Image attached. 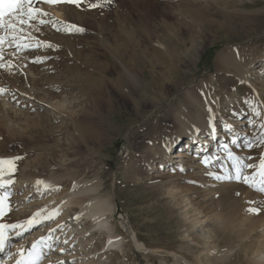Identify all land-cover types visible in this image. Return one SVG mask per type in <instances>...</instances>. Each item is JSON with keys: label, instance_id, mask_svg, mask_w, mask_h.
Masks as SVG:
<instances>
[{"label": "rangeland", "instance_id": "rangeland-1", "mask_svg": "<svg viewBox=\"0 0 264 264\" xmlns=\"http://www.w3.org/2000/svg\"><path fill=\"white\" fill-rule=\"evenodd\" d=\"M53 6L59 16H38L51 23L30 21L16 42L6 36L0 45V157L22 158L15 161L14 172L5 166L0 181L23 178L35 169L60 178L55 191L64 200L70 195L73 201L81 199L87 180L109 197L112 211L105 217L112 229L86 214L78 223L69 221L82 238L68 250L75 257L68 264H186L183 257L199 256L210 264L208 258L218 249L243 242L233 232L214 238L220 222L244 206L250 185L230 180L241 189L215 197L210 185L217 179L209 173L223 176L233 169L231 149L221 145L233 133L236 150L253 145L244 161L256 167L246 171H256L264 158V60L243 76L224 70L216 58L219 52L264 50V0H81L79 6L50 4V11ZM67 25L84 31L57 30ZM207 90L217 97L215 121L235 124L232 131L218 126L227 137L212 144L213 153L227 159L201 168L184 157L190 167H179L175 154L187 139L169 155L164 149L179 130L178 116L192 123L211 120L197 100ZM86 126L99 139L80 136L78 128ZM152 148L159 151L153 164ZM219 181L215 185L221 193ZM6 185L0 196L9 193L5 203L10 210L0 223L23 222L44 206L38 201L18 208L17 190ZM73 204L45 226L67 214L79 215L80 205ZM131 232L148 249H137ZM256 237L255 243L264 235ZM223 238L227 243L219 245Z\"/></svg>", "mask_w": 264, "mask_h": 264}, {"label": "bare ground", "instance_id": "bare-ground-1", "mask_svg": "<svg viewBox=\"0 0 264 264\" xmlns=\"http://www.w3.org/2000/svg\"><path fill=\"white\" fill-rule=\"evenodd\" d=\"M50 4L54 5L52 3L42 4L40 8L42 9L43 12L48 13L47 16L49 15L51 16V14L53 16L55 15L59 16L61 12L59 13L58 8H55L53 6L54 7V8L52 7L53 10L50 11L51 9ZM61 7L59 8L61 9ZM50 12L52 13L50 14ZM115 53L117 54L119 52H115ZM172 53L173 52H167V56L168 54H172ZM263 60H264V50L262 52H240L237 50H231L229 52H219L216 58V62L220 66H222L224 70L235 69L239 73H241V75L243 76H245L248 73L249 67ZM209 93L210 91L208 93H202V95H198L197 100L200 101L199 103L200 105L202 104L201 107L204 108L205 112L207 111L208 114H211V117H212L211 120L207 122L206 121L200 122V120H197L192 123L189 119H187L183 115L178 116V120L180 123L179 130L177 131L176 136L171 138L166 144L167 146L164 149V154L169 155L170 151L176 150L179 147V145L182 144L185 139H187L186 145H183V149H181L179 152L175 154V157L181 159V160L174 161V162H177V164H180L179 167L184 166V164H185L184 167L186 168L190 167V161L192 160L193 161L192 164H195V166L197 165L198 167H201V168L202 167L210 168V167L215 166L216 161H217L216 158L220 159L222 163L225 162L224 160L227 159L226 154L221 155V156H216V154L213 153L214 149H213L212 144L215 142L217 143V140L220 137H227V135L224 133L226 130H222L223 132L220 131L217 129L218 126H224L227 128V130L232 131L234 130L233 127L235 124L230 122V123H227V126L226 124L219 125L217 121H215L216 120L215 118L220 115V112L218 109V102L216 100L217 97ZM260 100H263V99H260ZM201 121H202V118H201ZM246 122L247 121H243V120L240 121V123H243V124ZM77 132L80 136L84 137L85 139L86 137L90 135H94L95 138L99 139V136L97 135L96 132H93L91 130V127H87V126L84 128L80 127L78 128ZM243 132L249 133L250 129H247V127H244ZM236 139H237V134L233 133L231 134V139L229 140L227 138L224 139L221 145H223L225 148L229 147V149H231L229 150V152L231 151L235 153L236 156L240 157L241 162L245 163L244 160L246 158V155L253 154L252 150L250 151L249 149L251 148L247 147V149L244 152L243 151L240 152L241 150L239 151V150H236V148H233V145H231L230 140L235 141ZM194 149H196L195 154H193L195 152L193 151ZM152 150H153L152 151L153 159L151 162L153 164L155 163L158 157L157 154L159 153V151L154 148H152ZM184 157L190 158V161L188 160L187 162H184L183 160ZM205 159L208 160V163L203 162ZM230 162L232 165L231 168L233 169L228 170L227 173L225 174L231 173L232 175H236L235 162L234 161H230ZM223 166L225 167V165ZM176 168L177 167L173 166L170 169H176ZM260 171H261L260 167L256 169V171L254 172H249V171H246L245 168H242V172H241L242 179L240 180L243 181L244 183L243 176H249L252 179V182L257 185V187L250 186L251 191H248V193H246V195L244 196V206H240L239 208H237V210L235 209L236 210L235 212L225 217V219H223L220 222V227L219 228L216 227V234L214 233L216 235V237L214 238V241L218 240L217 237L219 236H223L225 238V235H227V233L229 234L233 232L235 233V237L239 239H241L243 236V242H241L240 244L238 243L237 245H231V244L226 245L221 250L218 249V251L215 252L213 255H211V257L209 256L210 258L207 257L208 260L206 258L207 262L210 261V264H264V238L262 239L260 238L261 236L264 235V192H261L258 190V188L261 186V181L262 179H264V177H261L259 175ZM20 176L18 178H20ZM59 179H57V177L55 178L53 174H45L39 170L32 169L28 172L27 176L20 178V179H16L13 181L12 184L6 185V187L8 186L10 187L9 190H11V188L17 190L15 194V198L18 199V202H16L17 204L16 203L15 204L18 208L19 207L29 208V207L35 206L36 204H39L38 201L44 203V206L38 208V210L34 214H32L30 217L25 219L23 222L15 223V224L23 225L26 221L37 216V213H39V217L37 218H43L44 216H48V215H52L53 218L44 220L43 223L36 224L32 228L26 231H23L22 236L15 235V232L21 231V229L9 230V233L7 235L11 237V243L8 245L5 252H0V262H2V264H17V261L21 259V255H24V256L28 255V251L31 249V246L33 243H35L36 241L40 240L43 237H48L50 235L52 236V239L49 241V243L53 244V250L47 252L44 258L39 262V264H57V262H63V264H68V261L73 260V258H75L73 257L71 253H67L68 250H70L73 247V243H75L78 239L82 238L81 232L78 233L77 231H75V228L72 225H70L69 221L77 220L83 214H86L87 216H92L93 219L105 224L106 227H108L109 229H112L110 226L109 219L105 217L106 212L108 213L109 211L110 212L112 211V204L109 201V197L107 198V197H102V195H99V192H98L100 188L99 185L89 184V181L91 180L89 181L87 180L88 183L87 182L83 183L82 181L83 185L82 184L80 185H82L83 189L80 192L83 193V197H81V199H77L73 201L71 200V195H70L69 196L70 200H66V199L64 200L63 199L64 197L58 196L59 194L57 195L55 191L60 186V185L58 186ZM231 180H234L235 182L238 181L236 179H231ZM38 181H43V183L38 184L37 183ZM217 181L218 180H213L212 184L210 185V190L212 193H214L213 196L215 197L218 195L222 197H224V195L230 196L237 189H241L237 184H234L233 182L230 183V180H228L227 182L223 184H221L222 180H220L218 184L220 188H222L223 191H221V193H218L220 189L219 187H216ZM26 186H28V188L26 189V192L19 191V189L23 190V188ZM79 195L81 196V194ZM74 202L78 203L82 209L81 213L78 211L80 213L79 215L75 217L72 216L73 218H69L67 217L69 216V214H67L61 217L59 220H57L52 225L45 226V223L47 221L53 220L54 218H56L58 214L62 213L63 210H66L69 207V205L73 204ZM254 207L259 208L260 212L252 213L251 211H249V209L254 208ZM79 220L75 221L74 223H78ZM208 223L213 224L211 220L208 221ZM42 225H44L43 229H37V227L39 228V226H42ZM226 226L229 227L228 230H226ZM53 229H55L54 233L51 232V230ZM224 232H226L225 235H224ZM131 235H132V239H133V243L135 244V247H137V249L141 248L143 245L137 240L135 234L131 232ZM256 236L260 238L258 239L257 243L252 241V239L255 238ZM57 237L59 238L58 240L56 239ZM21 238H24L25 240L22 239V241H19ZM224 238L223 240L218 241L219 245L227 243L224 240ZM111 242L116 244L114 238L113 240H111ZM246 243H249V244L246 245ZM144 248H147V247H144ZM60 249H64L65 251L61 252ZM21 250H23V252ZM176 256H178V254H176ZM238 257L240 258L239 260L241 262H236ZM183 259L185 260L186 264H206L204 263L203 258L200 256L192 258L190 260L184 257ZM80 264H89V263L88 262L85 263L84 261H82Z\"/></svg>", "mask_w": 264, "mask_h": 264}, {"label": "snow or ice", "instance_id": "snow-or-ice-1", "mask_svg": "<svg viewBox=\"0 0 264 264\" xmlns=\"http://www.w3.org/2000/svg\"><path fill=\"white\" fill-rule=\"evenodd\" d=\"M67 3V4H76L79 6L81 0H0V45L3 44L6 36L12 37L9 40V43L16 42L18 37V33L23 32L24 25H29L30 21L36 20L40 14L45 16L48 13L43 12L41 8L34 7L36 4H57V3ZM91 7H96L95 4L90 5ZM40 24L51 23V21L46 20H39ZM55 26V25H53ZM57 30H64L67 32H81L84 31L82 27L77 25H67L63 29ZM39 45H32V44H23L21 45L22 48H29V47H38ZM48 47H55V45L47 44ZM2 51V50H0ZM2 66V65H0ZM4 91V90H0ZM259 114V113H258ZM264 142V140H262ZM235 143V141H234ZM245 147H253L252 144L245 145ZM229 158L235 162V169L236 175H232L231 173L225 174L223 176L219 174L209 173V175H215L217 180H231L242 179L241 172L242 168H255L256 165L250 163H242L240 157L236 156L235 153L229 152ZM22 159L21 157H0V175L3 174L5 170V166H7V170L10 172H14L16 170L15 161ZM251 159V157H249ZM204 163H208V160L205 159ZM259 167L261 169L259 175L264 177V158H261ZM243 180L245 183L249 184L252 187H257L255 183L252 182V179L249 176H243ZM12 180H2L0 181V187H3L6 184H12ZM39 183H43V181H38ZM259 191L264 192V179L261 181V186L258 188ZM9 193L5 192L3 196H0V219H2L6 212L10 210V208L6 205V200ZM252 213H259V208H251L249 209ZM39 217V213L37 216L33 217L32 219L26 221L23 225L22 224H9V223H0V252H5L8 245L11 243V237L5 234L6 230H14V229H21V231L15 232L16 236H22L23 231H26L32 228L36 224L43 223L44 220L52 219V215L44 216L43 218ZM51 232H55V229L51 230ZM52 239V236L43 237L40 240L36 241L32 244L31 249L28 251V255L24 256L21 255V259L17 261V264H39V262L44 258L47 252L53 250V244L49 243ZM59 239L58 237L56 238ZM23 252V250H21ZM61 252L65 251L64 249H60ZM2 264V262H0ZM57 264H63V262H57Z\"/></svg>", "mask_w": 264, "mask_h": 264}]
</instances>
